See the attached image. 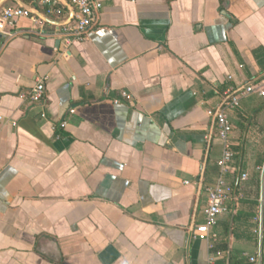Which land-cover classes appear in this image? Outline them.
Wrapping results in <instances>:
<instances>
[{
  "label": "crops",
  "instance_id": "crops-1",
  "mask_svg": "<svg viewBox=\"0 0 264 264\" xmlns=\"http://www.w3.org/2000/svg\"><path fill=\"white\" fill-rule=\"evenodd\" d=\"M95 1L87 39L66 44L68 0H0L31 15L0 34V264H210L193 238L224 155L210 112L264 80V0ZM228 115L239 202L216 264H251L264 256V97Z\"/></svg>",
  "mask_w": 264,
  "mask_h": 264
},
{
  "label": "built area",
  "instance_id": "built-area-1",
  "mask_svg": "<svg viewBox=\"0 0 264 264\" xmlns=\"http://www.w3.org/2000/svg\"><path fill=\"white\" fill-rule=\"evenodd\" d=\"M40 6H48L52 4L53 0H35ZM76 9L77 14L73 22L66 24L61 33L66 44L75 42H83L87 39L89 33L93 29L96 22V12L100 8V3L95 0H68ZM28 9L22 8H7L0 13V34L4 33L8 26L24 17H30ZM36 24L39 20L31 17ZM46 78L38 79L36 85L30 91L28 99L33 104H40L46 98ZM258 94L264 97V80L257 82H250L234 88L227 89L220 105L214 111L210 112L213 116L218 138L222 141L224 146V155L219 163L220 176L216 184L208 189V207L205 211V222L203 225L193 230V238L207 241L209 248L215 251L218 244L222 242L220 233L217 227L221 216L231 212V203L233 202L235 193L232 184L228 177L233 174L235 170V153L231 143V135L233 133V125L229 119V111L238 109L241 102L251 95ZM126 99L131 100V96L124 95ZM74 112V111H73ZM261 170V168H258ZM242 181L248 180V175H242ZM260 230H255L261 239L264 240V219L260 222ZM225 255L222 251L214 252L209 259L210 264H216L220 258ZM251 264H264L263 257H251Z\"/></svg>",
  "mask_w": 264,
  "mask_h": 264
},
{
  "label": "trees",
  "instance_id": "trees-1",
  "mask_svg": "<svg viewBox=\"0 0 264 264\" xmlns=\"http://www.w3.org/2000/svg\"><path fill=\"white\" fill-rule=\"evenodd\" d=\"M33 0H26V2L28 4H32ZM47 10V9H46ZM255 58L262 63L261 61V57H262V50H257L254 52ZM234 153L236 154V160L240 161V154H237L236 151L237 149H233ZM235 183L232 184V187L235 188ZM233 202L235 203L234 205L238 204L239 201L236 200V197L234 196ZM232 206V204L230 205V207ZM228 236H229V229H227L226 233H225V237H223V242H221L220 244H218L215 248V251H222L225 254H228L230 247H229V241H228ZM226 260H224V264H225ZM223 263V262H222ZM230 264H242V261H239L237 258L232 257Z\"/></svg>",
  "mask_w": 264,
  "mask_h": 264
},
{
  "label": "water",
  "instance_id": "water-1",
  "mask_svg": "<svg viewBox=\"0 0 264 264\" xmlns=\"http://www.w3.org/2000/svg\"><path fill=\"white\" fill-rule=\"evenodd\" d=\"M24 8H25V9H28V8H26L25 6H24Z\"/></svg>",
  "mask_w": 264,
  "mask_h": 264
}]
</instances>
